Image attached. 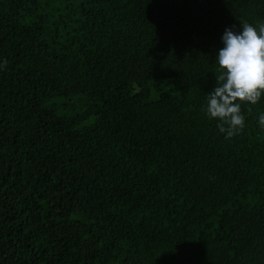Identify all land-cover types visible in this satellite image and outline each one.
I'll use <instances>...</instances> for the list:
<instances>
[{
	"label": "trees",
	"instance_id": "1",
	"mask_svg": "<svg viewBox=\"0 0 264 264\" xmlns=\"http://www.w3.org/2000/svg\"><path fill=\"white\" fill-rule=\"evenodd\" d=\"M264 0H0V264H264V97L205 111Z\"/></svg>",
	"mask_w": 264,
	"mask_h": 264
},
{
	"label": "clouds",
	"instance_id": "2",
	"mask_svg": "<svg viewBox=\"0 0 264 264\" xmlns=\"http://www.w3.org/2000/svg\"><path fill=\"white\" fill-rule=\"evenodd\" d=\"M220 39L216 85L205 93L203 107L210 119L218 121V131L230 138L245 126L241 104L256 105L264 97V23L226 27ZM257 125L264 128V111L258 114Z\"/></svg>",
	"mask_w": 264,
	"mask_h": 264
}]
</instances>
